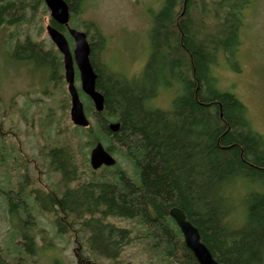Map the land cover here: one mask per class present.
Segmentation results:
<instances>
[{
  "label": "trees",
  "instance_id": "trees-1",
  "mask_svg": "<svg viewBox=\"0 0 264 264\" xmlns=\"http://www.w3.org/2000/svg\"><path fill=\"white\" fill-rule=\"evenodd\" d=\"M64 1L68 26L87 36L103 110L96 112L77 86L88 127L70 123L63 145L42 148L41 167L58 180L38 177L41 189L27 193L22 172L16 189L0 186L7 211L22 217L9 237L11 248H0V264H37L39 213L52 217L56 236H72L77 264H130L119 258L139 241L164 264H197L169 216L173 208L198 230L218 264H264V137L253 130L244 105L219 89L215 76L218 66L237 56L243 13L252 0H164L148 31L150 53L140 80H129L101 61L106 40L95 24H75L84 0ZM40 14H48L42 0H0V29L25 28L6 36L11 58L43 70L46 81L65 94L59 135L69 120L70 100L60 54L27 33ZM48 25L72 50L65 27L50 17ZM236 63L232 69L238 73ZM75 77L78 82L76 70ZM162 92L173 94L167 110L157 106ZM110 124L119 125L116 133ZM98 143L116 163L92 171L86 155ZM25 161L40 171L35 160ZM237 185L247 187L240 206L231 194ZM38 194L47 201L40 212L27 204L31 196L40 208ZM109 219L130 221L136 230Z\"/></svg>",
  "mask_w": 264,
  "mask_h": 264
},
{
  "label": "rangeland",
  "instance_id": "rangeland-1",
  "mask_svg": "<svg viewBox=\"0 0 264 264\" xmlns=\"http://www.w3.org/2000/svg\"><path fill=\"white\" fill-rule=\"evenodd\" d=\"M163 4L164 0H84L81 15L75 24H95L106 40L101 61L114 71L122 72L129 80H140L150 53L148 31L153 17L160 12ZM243 15L246 23L239 33L237 56L233 63L223 62L224 67L218 66L215 76L219 89L233 94L244 105L253 130L264 137V0H252ZM36 19L27 33L34 41H44L46 49H50L52 43L45 31L49 13L37 15ZM40 26L44 28V33L39 35ZM17 31L20 34L25 28L0 29V125L4 133V136H0V186L16 189L21 180L20 175L24 172L29 182L26 192L34 194L41 189L38 177L48 182L58 180L56 174L48 176L41 167L44 160L43 146L63 145L72 128L71 122L64 120L61 126L64 133H56L57 124L62 119L63 96L52 83L46 81L43 70L12 59L9 48L3 44L8 34ZM234 62H237L235 66L239 69L238 73L233 72ZM44 92H48V95L44 96ZM172 97V93L162 92L156 99L157 106L167 110ZM71 144L74 148L75 141H71ZM27 157L37 162L40 171H37L34 163L25 161ZM86 158L89 160V154ZM80 159L77 157L79 163ZM84 172L83 178L87 179L85 169ZM246 193L247 187L241 185L232 189L231 194L235 196L237 206L241 205ZM38 195L40 208L35 206L31 196L27 204L40 212L47 201L43 195ZM4 203L0 195V248L8 251L11 248L9 237L19 229V219L22 217L10 214ZM36 217L37 264H77L72 254V236H56L50 215L39 213ZM108 222L120 228H131L133 232L136 230L135 224L130 221L109 219ZM119 261L164 264L148 252L141 241L126 248ZM109 263L104 261V264Z\"/></svg>",
  "mask_w": 264,
  "mask_h": 264
},
{
  "label": "water",
  "instance_id": "water-1",
  "mask_svg": "<svg viewBox=\"0 0 264 264\" xmlns=\"http://www.w3.org/2000/svg\"><path fill=\"white\" fill-rule=\"evenodd\" d=\"M49 17L60 26H64L69 38L72 40L73 49L70 50L66 38L56 29L47 25L46 34L57 52L62 57L64 80L67 85V93L70 99L69 120L74 127L87 128L89 121L85 117L82 103L79 100L75 86V69L78 73L79 87L81 92L92 102L94 110H103V97L96 91L97 75L90 63V47L87 36L84 32L70 28L68 26L70 12L64 0H42ZM108 129L116 133L118 124H110ZM115 159L110 156L98 143L90 151L89 166L92 171H97L103 167L111 168L115 166ZM170 218L176 224L184 246L191 252L197 264H218L212 257L210 251L201 242L198 230L187 221L185 215L180 210L173 208L169 211Z\"/></svg>",
  "mask_w": 264,
  "mask_h": 264
},
{
  "label": "flooded vegetation",
  "instance_id": "flooded-vegetation-1",
  "mask_svg": "<svg viewBox=\"0 0 264 264\" xmlns=\"http://www.w3.org/2000/svg\"><path fill=\"white\" fill-rule=\"evenodd\" d=\"M3 44L4 45H6L7 44V42H3ZM61 56V55H60ZM61 60H62V57H61ZM76 70V69H75ZM76 72H77V70H76ZM75 79H76V77H75ZM63 81H64V83H65V80H64V71H63ZM79 84V80H78V82L75 80V86H76V88H77V85ZM65 85H66V83H65ZM79 86V85H78ZM55 87V86H54ZM56 88V87H55ZM57 89V88H56ZM59 91H60V93H61V95L63 96L62 98H64V92L61 90V88L60 89H58ZM65 91H66V93H67V85L65 86ZM68 94V93H67ZM46 95H48V92H44V96H46ZM64 100V99H63ZM70 100V99H69ZM64 102V101H63ZM62 106V105H61ZM70 108V107H69Z\"/></svg>",
  "mask_w": 264,
  "mask_h": 264
}]
</instances>
